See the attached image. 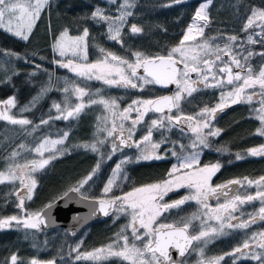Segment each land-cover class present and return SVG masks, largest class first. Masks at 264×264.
Returning <instances> with one entry per match:
<instances>
[{"label": "snow or ice", "instance_id": "obj_1", "mask_svg": "<svg viewBox=\"0 0 264 264\" xmlns=\"http://www.w3.org/2000/svg\"><path fill=\"white\" fill-rule=\"evenodd\" d=\"M110 3L116 4L117 0H109ZM182 0H173V3L180 4ZM212 3V0H206L196 9L192 22L188 25L179 43L172 47L166 55L146 56L142 52H135L134 62L127 58L116 55L113 52L100 48L101 58L95 62L88 61V37L89 29L83 28L78 35H71L68 28H65L54 39L52 45L53 51L61 58L71 57L69 59L54 60L53 63L61 68L68 69L75 73L78 77H84L87 80H102L109 86H117L128 89H143L146 85H159L168 87L175 85L177 91L174 95L160 96L154 99H138L117 112L118 108L116 101L113 100H91L92 104L100 103L112 112L114 117L110 128L104 127L98 129L106 133L105 139L98 140L92 144L83 145L84 148L93 152H98V145L105 144L107 138L112 137L111 153L114 154L120 150V146L135 147L139 150L136 161L160 160L163 157L157 154V150L161 147L160 142H154L153 131L165 128V121L171 126L186 124L190 127L191 132L195 135L190 147L194 150L188 156L183 158L177 157L179 163L174 164L171 170L167 173V177L156 183L144 184L140 187H134L131 191L125 192L120 196L110 198L108 194L112 192L113 187H118V179L121 178L123 165L132 162V158L126 157L118 163L111 176L107 179L102 189L103 195L99 198H93V203L98 205L92 207L90 215H95L97 211L104 216H109V210L114 209L115 212L125 214L130 217L129 224L125 228H130L131 237L125 234V229H121L120 233L116 234V239L111 243L93 249L89 252L80 253L79 245L73 251L77 252L75 259L77 261H93L102 262L110 258H119L121 261H126L128 264H177L176 256L184 257L192 248L193 242H198L214 238L217 235L224 234V229L227 228H248L251 224L256 223L257 218L264 221V206L260 207L258 213L250 216L249 220L240 221L233 224L231 221L237 219L232 214L237 211L238 205L254 200L264 202V190H258L255 195H233L231 199L225 203L218 204L215 208L210 207L207 203L209 196H215L217 199L221 195L227 197L229 195V185H248L255 184L258 188L264 189V177L259 180L252 181L244 178L241 180H230L225 184L212 186V177L222 167L219 163L209 164L199 167V151L201 147L208 148L209 137H215L220 134L219 129H212L211 121L215 119L216 113L223 108L236 104L242 100L252 102L255 96H259L260 107L255 109L257 119L260 121V127L257 128L256 134L264 137V66H261L258 72H255L248 61L253 56V52L244 49L247 52L243 56L244 63L239 58L240 54L233 51V47H239V37L232 35L228 36L225 43L221 47L219 44H213L212 39L204 38L205 28L210 23L207 9ZM50 6V0H0V29L10 33L12 36L22 41H28L33 32L36 21L40 18L41 13ZM135 6L134 0H123L117 8L118 15L112 16L105 14L104 10L96 7L91 12V18L94 20L103 21L107 24L108 38L117 43L122 41V28L127 22V18L132 16L130 10ZM202 22V23H201ZM247 43L249 44H264V8L253 6L250 9V14L246 17L241 31L248 33ZM130 31L132 34H139L143 30L136 24H132ZM259 37L254 39L253 37ZM201 39L198 40L197 38ZM5 55H15L14 53L6 52ZM264 57V52L259 53ZM227 56L229 59L224 60ZM218 62L222 65L218 67ZM233 66L238 71H233ZM40 68V65H36ZM141 70L142 73L141 74ZM195 73L197 79H193ZM35 75V73H33ZM211 78L212 83H209ZM240 82V83H237ZM204 87H220L232 85V89L228 92H221L220 102L214 107L205 106L196 116H185L183 114L173 116H160L157 119H152L147 126L146 134L140 140L134 141L133 136L137 125L144 121L145 116L149 112L164 113L167 110L171 113L173 109H180V102L185 99V94L191 96L198 91V86ZM259 92L253 91L251 94H246L248 89H256ZM47 89H41V92ZM65 93L69 92V88L63 89ZM72 91L78 98H83L89 93L83 87L75 86ZM17 104L15 96H10L5 100H0V120L7 121L13 125H30L32 121L27 118H16L9 114L10 109L15 108ZM53 108L59 113L54 119L68 120L75 118L84 109L85 104L78 103L70 109L65 105L54 103ZM27 110V109H23ZM135 112L137 115L131 119V125L125 129L124 122L130 119V114ZM115 117H118L120 123H116ZM49 119L41 120V124H48ZM107 120V117H105ZM205 129H208L205 132ZM183 130V129H182ZM125 132L127 135L125 136ZM68 132H64L58 139L44 138L38 143L32 151L40 157H44L47 151L50 155L47 158L33 159L24 163L15 162V158L20 155L19 152L13 150L10 157L12 160L9 163L7 171H0V184L5 182L15 183L19 181V187L13 193L16 198V208L24 213L20 215H10L0 217V230L11 229L14 226H22L24 229L40 230L42 225H45L47 210L53 207L52 203L45 206V211L28 212L25 208V201L33 198L34 190L37 187V181L33 176L38 170L44 169L53 159L56 154L64 150L57 148L58 145H63ZM119 141L117 143L116 141ZM24 148V145H20ZM184 146L181 145V148ZM248 154L252 156H264V145L254 147L248 150ZM172 155L176 156L173 152ZM111 159V155L108 157ZM243 157L237 154L236 159ZM100 168L97 163L83 179L70 187L68 192H65L60 199H64L71 193L80 194V198L84 201L89 200L86 195L88 189L86 185L93 180V177ZM124 179L127 177L124 176ZM181 188H188L192 191L181 199L172 201L171 203L164 202L165 196L170 192ZM188 201H195L200 204L205 211L200 214L194 213L188 219H181L176 223H158V219L164 213L171 209H178ZM201 216L206 217V220H201ZM193 220H201V228L198 234L189 232ZM208 220L218 222V227L207 226ZM142 230V231H141ZM258 238V239H257ZM252 241L255 247L261 249L260 253L251 255V259L260 261L264 264V232L253 233V235L245 240L240 247H236L232 252L224 253L221 256L201 259L198 264H221L225 257H236L237 254L244 255L243 250L250 249ZM137 242H140L139 244ZM201 256L203 250L201 249ZM9 264H22L20 258L16 254H12L9 258ZM27 264H56L55 260L41 261L37 258H32L27 261ZM182 264V262H181ZM235 264V260L233 261Z\"/></svg>", "mask_w": 264, "mask_h": 264}, {"label": "trees", "instance_id": "obj_2", "mask_svg": "<svg viewBox=\"0 0 264 264\" xmlns=\"http://www.w3.org/2000/svg\"><path fill=\"white\" fill-rule=\"evenodd\" d=\"M206 0H182L180 4L173 0H135L133 15L128 17L122 32L123 43L109 40L107 24L91 18V12L100 7L105 12H111L116 6L110 5L107 0H50L47 7L35 24L30 39L22 41L0 29V100L15 96L17 104L13 110L16 118H27L30 125H13L0 121V171H7L12 160L7 159L13 150L20 153L15 162L22 163L34 152L32 149L44 138L58 139L64 132L68 136L63 145L57 148L64 150L44 169L35 174L37 187L31 200L25 201L28 212H42L49 203L56 202L77 181L83 179L97 163L100 168L93 180L86 185L89 198H99L103 195L102 189L113 169L119 162V151L111 153V137L105 144L98 145L99 151L93 152L83 147L98 140L105 139L106 133L98 131L99 121L107 117L104 105L92 104L91 100H115L117 112L123 111L133 100L154 99L162 96L161 90L156 85H148L144 89L109 88L101 83L80 78L70 73L67 69L53 63L57 56L53 51L54 39L61 31L68 28L71 35H78L83 28L89 29L88 61L95 62L101 58L100 48L113 52L118 56L135 60L133 53L142 52L146 56L166 55L176 46L200 4ZM264 8V0H212L209 8V26L204 38L212 39L213 44L221 47L228 36L239 37V47L234 46L235 53L247 55L248 51L253 56L248 61L250 65H264V57L259 53L264 52V44H249V32L241 29L246 22L250 9ZM136 24L142 28L139 34H132L131 25ZM10 52L15 55H5ZM40 65V68H36ZM35 73V75H33ZM85 88L89 93L86 97V107L75 118L57 120L59 115L54 103L65 107L68 99L63 89L69 86ZM47 89L41 92V89ZM73 104L70 106H74ZM27 109V110H23ZM48 124H41V120L49 119ZM109 117V116H108ZM107 117V118H108ZM260 122L251 113V110H234L224 117L220 131L222 134L213 142L212 149L202 153L200 166L219 163L222 167L213 179V185L225 184L230 180H259L264 177V156H251L248 150L264 145V139L256 134ZM210 143V142H209ZM24 145L22 149L19 146ZM179 150V149H178ZM237 154L243 158L237 160ZM50 153H45L47 158ZM111 155V159H109ZM179 152L172 158L162 161H136L137 152L133 153L132 162L124 164L122 176L118 179V187H114L108 194L110 198L120 196L131 191L134 187L144 184L156 183L167 177V173L176 164L177 157H182ZM127 178L124 179L123 177ZM247 190L250 185L243 183ZM16 184L5 182L0 184V217L10 215L23 216L24 213L16 208L17 198L13 194ZM251 190V188H250ZM242 195H247L242 192ZM264 202L256 201L242 209L244 215L258 213ZM191 204L182 208L183 213H174L171 223L179 222V218H189ZM205 209H200L203 212ZM201 220L206 217L201 216ZM248 218V217H247ZM247 219H244V221ZM194 221V220H193ZM128 220L119 215L113 218L100 220L85 229L76 238L70 237L64 230L51 231L24 229L22 226L0 230V264H9V258L16 254L22 264H27L32 258L41 261L55 260L56 264H100L93 261L75 259L77 252L73 251L79 245V252H89L103 247L116 239V234L125 229L129 235L131 230L125 228ZM217 222L208 220L207 226H215ZM264 231V221H256L250 229H237L230 235L215 238V243L206 252H213L215 256L229 250V239H232L233 248L240 247L243 242L253 235ZM234 238V239H233ZM252 242V241H250ZM260 253L259 249L246 255L247 261L239 264H260V261L251 259V255ZM110 259H115L110 258ZM108 262V261H107ZM106 264H120L117 261ZM121 264H128L121 262Z\"/></svg>", "mask_w": 264, "mask_h": 264}, {"label": "flooded vegetation", "instance_id": "obj_3", "mask_svg": "<svg viewBox=\"0 0 264 264\" xmlns=\"http://www.w3.org/2000/svg\"><path fill=\"white\" fill-rule=\"evenodd\" d=\"M240 56H241V54H240ZM240 56H239V58H240ZM228 59H229V57H227V56L224 57L225 61H227ZM241 62L244 63L242 60H241ZM248 64H251V63L248 62ZM219 66H222V65L218 62V67ZM261 66H264V65H261ZM261 66L251 65L252 69L255 72H258ZM233 71L234 72L238 71V69H236L233 66ZM191 75H192L193 79H197V76L195 73H193ZM212 82L213 81H211V78H210L209 83H212ZM237 83H240V82H237ZM146 87H148V85L144 86V88H146ZM232 87H233L232 85H225L223 88H220V87H204L203 85H199L198 86L199 90L194 92L191 96H187L185 94V99H183L180 102V109L179 110L173 109L171 113L163 114V115H157L154 112H149L145 116L144 121L141 124L137 125L136 130H135V135L133 136V140L134 141L140 140L142 138V136L146 134L147 126L149 125V123L152 119H157L160 116H166V115L177 116V115L183 114L185 116H188V115L196 116V114L199 113L200 110L202 108H204L205 106L212 108L216 104H218L220 102L221 92H228L232 89ZM120 88H122V87H120ZM158 88L161 90L162 96H166L169 94L174 95L175 92L177 91L176 86H168L166 88L158 87ZM137 89H140V88H137ZM253 91L259 92L258 87L256 89H248L246 91V94H251ZM259 100H260L259 96H255L253 98L252 102L242 100L239 103L231 104L230 106L223 108V110L227 109V111H225V112H222L223 110L218 111L216 113L215 119L211 121L212 129L213 130H215V129L220 130V125H221L224 117L228 116V114H230L234 110L242 111L244 109H247V110L249 109V110H251V113L254 114V117L257 118V112L254 110L258 109L260 107ZM136 115L137 114L135 112H132L130 114V119L128 121L131 122V119H134ZM117 119H118V121H120L118 117H117ZM258 121H259V119H258ZM117 124H119V123L117 122ZM207 131H208V129H205V132H207ZM221 134H222V131H220V134L218 136L209 137V142H210L209 145L210 146L208 148L201 147L200 149H198V151L200 153L199 154V165H198L199 167H203V166H200V158H201L202 153L208 152V150L210 151L213 147L212 146L213 145L212 140L215 141L216 139H218V137H220ZM259 137L264 139V137H262V136H259ZM152 139L154 142H160L161 143V147L157 150V154L161 155L163 157V159L150 160V161H162V160L172 158L174 156V155H172L173 152H175L176 154L181 152L182 153L181 156L185 157V156H188L192 151H194L190 147V145H191L192 141L195 139V135L191 132L190 127H188V125H186V124L171 126L168 124L167 121H165V128L160 129V130H154ZM112 141H113V138H112ZM181 145H183L184 147L181 148ZM118 151H119V154H118V156H119L118 161L119 162L118 163H120L122 160H124L125 157L130 156V158H133V153H135V152H137V155L139 154V150L137 148H135L134 146L131 150H126V149L120 148V150H118ZM260 157H263V156H260ZM214 176L212 177V180H211V184L213 187H215L213 185ZM229 186L233 187V191H232L233 195L234 194L240 195L241 197H243L242 192H246L247 195H255L258 190H264L262 188H258L255 184L250 186L251 190H250V188L246 190L244 188V184L242 186L241 185H229ZM190 191H192V190H190L188 188H181V189L175 190L173 192H170L167 196H165L164 202L171 203L172 201L181 199L185 195H188ZM233 195H228V196H233ZM229 199H231V198H229ZM229 199H225V196H223V195H221L219 197V199H217L215 196L210 195L207 203L210 205V207L215 208L218 204L225 203ZM256 201H261V200L257 199V200L251 201V202H246L242 205H238L237 211H235L232 214L233 216L237 217V219H234L231 222L233 224H237L240 221H244V219L249 220L250 216L256 215V214L253 215V214H249V213L247 215H244L242 212V209L245 206H247L248 204H252L253 202H256ZM187 204H191L189 218L194 213H196V214L201 213V212H199V210L202 208V206L200 204L196 203L195 201H188L184 205H182L180 208L171 209L170 211L164 213V215L158 219V223H171L172 219L174 218V217H172L173 214L174 213L182 214L183 213L182 208L187 206ZM116 215H119L121 217L124 216L125 218H127L128 223H129V220H130L129 216H127L125 214H121V213H117ZM179 219L181 221L182 218H179ZM183 219H186V218H183ZM201 219H202V217H201ZM256 221H259V219L257 218ZM216 227H218V226H216ZM200 228H201V220H194L192 222V226L189 229V232L193 235L198 234V232L200 231ZM237 229H239V228H231L230 229V228L226 227L224 229V234H222V235H217L214 238L208 239L207 241L202 240V241L194 242V245L190 251V254L184 259V261H182V264H198V262L201 259L207 260L209 258L221 256L224 253L232 252L235 244H232L233 242H232L231 238L229 239V243L227 244V246H229L228 251L223 252L217 256H215L213 252H206V251L210 248V246L212 244L215 243V238L222 237L224 235H230L231 233L233 234L234 232L237 231ZM240 229H244V230L246 229L247 230V229H250V226L248 228H240ZM262 232H264V231H262ZM137 243L139 244L140 242H137ZM250 244L252 245V247H250V249L243 250L244 255L237 254L236 257H230V256L225 257V259L223 261H221V264H233L234 260H235V264H239V263L247 261L246 255H249L248 254L249 252H252V253L255 252V249H259V248L255 247L253 242H250ZM201 249L203 250V256H201ZM259 250H260V252L262 251L261 249H259ZM107 261H102V262H98V263L106 264V263H113V262L117 261V263L121 264V262H122L119 258L109 259ZM177 264H181V262L177 263Z\"/></svg>", "mask_w": 264, "mask_h": 264}, {"label": "water", "instance_id": "obj_4", "mask_svg": "<svg viewBox=\"0 0 264 264\" xmlns=\"http://www.w3.org/2000/svg\"><path fill=\"white\" fill-rule=\"evenodd\" d=\"M141 74L142 70H141ZM175 86V85H169ZM162 87V86H160ZM166 88V87H162ZM173 95V94H169ZM168 96V95H167ZM223 110L222 112H225ZM155 113V112H154ZM158 115L168 114L167 110L164 113H156ZM127 133L125 132V136ZM119 143V141H116ZM120 148L131 150L133 147L129 148L126 146H120ZM231 191H229V195L233 194V187L229 186ZM53 207L50 210H47V217L45 218V225L41 226V229L44 231H51L56 229H63L66 231L72 238L78 236L82 233L86 228L93 225L94 223L103 220L112 218L115 215V210H109V216H104L99 211L96 212L95 215H90L92 207H97L98 205L93 203V198H89L88 201H84L80 198V194L71 193L64 199H58L56 202L52 203ZM44 208L42 211H45ZM194 245V242H193ZM193 247V246H192ZM192 248L189 249L188 253L184 257H179L178 254L174 253L176 256L177 263L184 261V259L188 256Z\"/></svg>", "mask_w": 264, "mask_h": 264}, {"label": "rangeland", "instance_id": "obj_5", "mask_svg": "<svg viewBox=\"0 0 264 264\" xmlns=\"http://www.w3.org/2000/svg\"><path fill=\"white\" fill-rule=\"evenodd\" d=\"M135 1V0H134ZM107 2L110 4V5H112V6H116V9L115 10H113V11H111V12H105V14H107V15H112V16H115V15H118V12H117V8H118V6H119V4H121V3H123V0H117V2H116V4H112V3H110L109 2V0H107ZM130 2H132V0H130ZM203 3H206V1L205 2H203ZM210 6H211V4L209 5V7H208V9H207V13H208V16H209V8H210ZM131 11H133V8H131L130 9ZM43 13V12H42ZM41 13V14H42ZM127 20H128V18H127ZM38 21V20H37ZM36 21V22H37ZM106 23V22H105ZM127 23V22H126ZM126 23L124 24V26H123V28H122V32H123V29H124V27H125V25H126ZM202 23V22H201ZM209 25V24H208ZM208 27V26H207ZM207 27L205 28V33H206V30H207ZM253 31H259V29H255V30H252V29H250L249 30V34L251 33V32H253ZM6 32V31H5ZM205 33H204V36H205ZM10 34V33H9ZM109 35V34H108ZM254 39H259V37H256V36H254L253 37ZM198 40H200L201 38L200 37H198L197 38ZM110 40V39H109ZM56 54V53H55ZM56 56H57V58L58 59H62V60H67V59H69V58H71V57H63V58H61V57H59L57 54H56ZM63 69H65V68H63ZM68 70V69H67ZM69 71V70H68ZM70 72V71H69ZM70 73H72V72H70ZM72 74H74V75H76L75 73H72ZM77 76V75H76ZM78 77V76H77ZM81 78V77H80ZM82 78H84V77H82ZM90 81H95V82H98V83H101V84H103V85H106L107 87H109V88H115V87H117V86H109V85H107V84H105L102 80H95V79H92V80H90ZM75 86H69L68 88H69V92L68 93H65V96H66V98L69 100L68 101V103H67V106L69 107V109L71 108L70 106L73 104V100H75V103H74V105L75 104H78V103H83V104H88V102L86 101V97L87 96H84L83 98H78L77 96H76V94L72 91V89L74 88ZM106 109V108H105ZM13 110H14V108H12V109H10V113L9 114H11V115H13ZM115 111H117V110H115ZM106 113L108 114V118H107V120H105V118H103L102 120H98L99 121V123H98V126L100 127V128H104V127H108V128H110L111 127V125H112V121H113V119H114V117H113V115H112V112H110L109 110H107L106 109ZM115 119H116V123L118 122V123H120V121H118V119H117V117H115ZM63 120V119H62ZM0 121H3V120H0ZM7 122V121H6ZM124 125H125V129H127L130 125H131V122L130 121H125L124 122ZM112 138V137H111ZM45 153H49V152H45ZM44 153V154H45ZM252 156V155H251ZM56 157H57V155H56ZM128 157H130V156H128ZM43 157H40L37 153H35V152H33L31 155H30V157L28 158V159H26V160H24V162L25 161H30V160H33V159H37V160H39V159H42ZM126 158V157H125ZM181 158H183V157H181ZM24 162H22V163H24ZM52 162V161H51ZM50 162V163H51ZM177 164L179 163V161L177 160V162H176ZM49 165V164H48ZM47 165V166H48ZM46 166V167H47ZM40 170H38V171H36L35 173H33V176H35V174L37 173V172H39ZM35 178V177H34ZM14 184H16V186H15V188H18L19 187V181H16ZM114 188V187H113ZM34 192H35V190H34ZM34 194V193H33ZM232 196H227V197H225V199H229V198H231ZM209 200V199H208ZM207 200V201H208ZM216 226H218V222H217V225H215L214 227H216ZM123 262H125V263H128V262H126V261H123Z\"/></svg>", "mask_w": 264, "mask_h": 264}]
</instances>
